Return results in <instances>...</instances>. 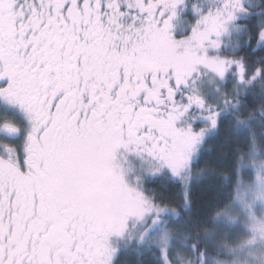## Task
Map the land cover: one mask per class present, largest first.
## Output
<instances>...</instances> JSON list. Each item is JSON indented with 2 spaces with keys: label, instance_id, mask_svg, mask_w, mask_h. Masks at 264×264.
I'll return each mask as SVG.
<instances>
[{
  "label": "snow or ice",
  "instance_id": "obj_1",
  "mask_svg": "<svg viewBox=\"0 0 264 264\" xmlns=\"http://www.w3.org/2000/svg\"><path fill=\"white\" fill-rule=\"evenodd\" d=\"M130 257L264 264V0H0V264Z\"/></svg>",
  "mask_w": 264,
  "mask_h": 264
},
{
  "label": "trees",
  "instance_id": "obj_2",
  "mask_svg": "<svg viewBox=\"0 0 264 264\" xmlns=\"http://www.w3.org/2000/svg\"><path fill=\"white\" fill-rule=\"evenodd\" d=\"M221 136H223V133H221ZM209 146H211L212 151L211 153L206 154L204 157L201 158L199 166H203L205 162H207L209 167L216 166L218 162L222 160L223 154L227 153L228 148L230 147V145H227L222 138H218L216 140H210ZM148 186L164 191L168 195H172L175 192V188L172 185L165 186V182L159 179L149 184ZM210 195L211 194L207 191L206 184L196 186L193 189V197L198 205L206 204ZM128 259L130 264H134L135 261L134 257H130Z\"/></svg>",
  "mask_w": 264,
  "mask_h": 264
}]
</instances>
